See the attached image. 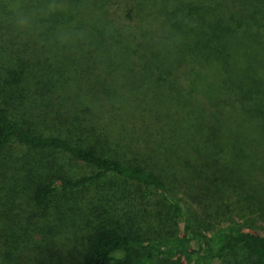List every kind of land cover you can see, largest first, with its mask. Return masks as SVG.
Wrapping results in <instances>:
<instances>
[{
  "label": "trees",
  "instance_id": "obj_1",
  "mask_svg": "<svg viewBox=\"0 0 264 264\" xmlns=\"http://www.w3.org/2000/svg\"><path fill=\"white\" fill-rule=\"evenodd\" d=\"M146 33L165 38L178 65L155 59L124 96L108 64ZM108 100L123 106L117 136L114 119L104 129L94 118L110 113ZM53 114L66 130L36 126ZM13 143L77 165L68 172L37 158L27 168ZM178 181L194 202L225 194L249 214L219 218L218 205L191 213ZM1 188L0 264H58L48 206L76 189L101 194L87 201L101 205L73 264H264V0H0ZM149 195L168 207L156 236L133 214ZM118 201L129 206L114 209Z\"/></svg>",
  "mask_w": 264,
  "mask_h": 264
},
{
  "label": "rangeland",
  "instance_id": "obj_2",
  "mask_svg": "<svg viewBox=\"0 0 264 264\" xmlns=\"http://www.w3.org/2000/svg\"><path fill=\"white\" fill-rule=\"evenodd\" d=\"M151 42H154V47H155L153 48L152 54H150L149 51V46L151 45ZM169 43L172 45H177L174 42L172 43L169 41ZM167 46L168 43L165 41V38L163 39L160 36L146 33L143 36L142 43L138 44L134 50H131L129 52V54L124 56L120 55L118 57L113 58L111 60L112 62L111 64L107 62L109 63L108 68L111 71L110 73L112 77L114 78V85L117 86V90L124 96H130V93L134 91L136 79L139 77L140 74H142V72L145 71V69L148 66H151L153 64L155 59H160L164 62L165 65L175 68L179 62L178 59L179 56L175 55V56H170V58H168L167 54L164 53V51H167ZM94 73L95 72H91L90 74L91 76L88 77L87 80L92 81L93 80L92 78L94 77ZM91 84L94 86L96 90L97 87L96 84L98 83L92 81ZM84 87L88 88V85ZM89 97L90 96H86L87 102H91ZM73 99L76 100L75 97H73ZM112 102L108 100L109 105ZM122 110H123V106L118 103H115L114 107L110 110V113L113 114V117H111L110 113H104L102 114V118L100 120L99 118L100 113H97L96 116H94V118L97 124L103 126L104 129L107 127V125L111 126V124H109L106 119L107 118L114 119L115 124L114 126H111V129L115 130L114 127L115 125H117V123L120 126H122L121 121L115 117V111L119 113L122 112ZM87 115H84L83 117L85 118L87 117ZM51 117L52 118L48 117L46 119H43V122H40V124H36V126L39 129L48 132H59L62 130L63 131L66 130L65 125L67 124L57 119L56 116H54V114ZM97 130L103 131L99 129ZM114 130L113 132L115 133V136H117ZM106 134L111 139L109 144L114 143L115 140L118 143V139L111 136L110 132H106ZM8 150L9 152H12L16 156H18L20 158L19 159L20 162H22L27 168L29 167L35 168L34 163L36 162L37 158L39 159L44 158V160H49L50 158L55 159L58 161V165H62L65 171L68 172L69 170L70 172L74 170V167L77 165V162L70 160L68 157L61 155L59 153H54L45 150H41V151L31 150L26 146L20 145L18 143H13L11 146L8 147ZM26 173H30V172L25 171V174ZM22 174L23 171L21 174H15L14 179L16 180L17 183L20 182V178ZM28 183L29 180L27 179L21 184V186H26L28 185ZM175 185L178 187L177 194L183 199L188 211L191 213L193 212L194 214L196 213L199 214L200 210L203 211L205 209L207 210L213 209L215 208L214 207L215 205L216 206L218 205L222 208L221 210H223V216H224L221 217L218 215L219 218L228 217L230 220L237 221L245 218L249 214V211L244 208L243 203L240 202L236 197H232L230 199L225 194H223L219 199H217L212 204H210L211 206L209 205L207 206V204H199V202L196 201L194 202L191 199V196H195V195L193 194V192L190 191L189 186L186 184V182H182L181 184V182L178 181ZM0 191H2V188ZM18 194L21 195L20 193ZM23 195L25 197V194ZM100 195L101 194H99L98 196L95 195L94 191L90 189H76V190L66 191V194H62L60 196L59 202L50 204L48 206V208H50L48 211L53 217L51 224L55 228V230L53 231L55 232V234L52 235V239H51V243L54 247L52 253L54 255L49 257V259H54L58 264L74 263L73 258L77 256V253H79L83 247L85 233L89 228H91L93 224L92 219H94V215L92 213L91 208L98 207L100 209V205H101L100 201L97 202V204H89L87 203V201L90 198H96L99 200ZM119 195L122 194L121 193L116 194V196ZM106 196L111 197L110 193H107ZM145 199L146 200L142 199L140 200V202L133 204L136 207V211L133 214L137 215L140 220L143 219L140 224L139 222L134 223V226L137 227L139 224L140 226L139 228L142 229L145 232V234L147 233L156 236L158 233L161 232L162 229L167 228V225L166 226L164 225V221L166 220V215L168 214V207L163 201H161L160 197L158 196L155 197L153 195H149V197ZM24 200L25 202H27L25 204H31L28 196L27 199L25 198ZM129 200L131 201V199ZM118 203L119 204L114 205V209L120 210L124 206H129V204H121L120 201H118ZM125 203H127V199ZM15 204H21V202L19 200H15ZM103 205L107 207L108 211H110L109 208L112 204H103ZM201 216L206 217L205 211L204 214H202ZM251 218H254L255 221L254 226H258V224L261 223V218H259L258 214L252 215ZM161 220L163 221V224L159 223L161 222ZM56 229H59V231H56ZM254 229L256 230L257 228ZM56 252L59 253L61 252L60 257L63 256V259H60V257H58ZM43 258L45 259L46 256L44 255ZM179 261L182 262L183 264H186V260L184 257H180Z\"/></svg>",
  "mask_w": 264,
  "mask_h": 264
}]
</instances>
